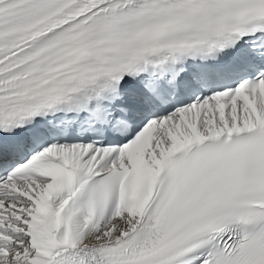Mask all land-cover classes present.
Segmentation results:
<instances>
[{"label":"snow or ice","instance_id":"snow-or-ice-1","mask_svg":"<svg viewBox=\"0 0 264 264\" xmlns=\"http://www.w3.org/2000/svg\"><path fill=\"white\" fill-rule=\"evenodd\" d=\"M0 264H264V0H0Z\"/></svg>","mask_w":264,"mask_h":264}]
</instances>
